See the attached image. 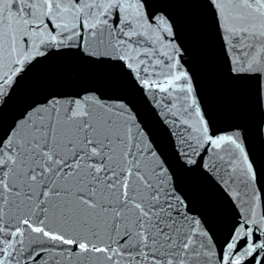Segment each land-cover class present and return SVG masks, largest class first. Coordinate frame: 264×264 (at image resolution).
<instances>
[{
    "label": "snow or ice",
    "instance_id": "1",
    "mask_svg": "<svg viewBox=\"0 0 264 264\" xmlns=\"http://www.w3.org/2000/svg\"><path fill=\"white\" fill-rule=\"evenodd\" d=\"M178 4L197 6L254 125H219ZM68 58L111 77L69 83ZM254 139L264 149V0H0V264H264Z\"/></svg>",
    "mask_w": 264,
    "mask_h": 264
},
{
    "label": "water",
    "instance_id": "2",
    "mask_svg": "<svg viewBox=\"0 0 264 264\" xmlns=\"http://www.w3.org/2000/svg\"><path fill=\"white\" fill-rule=\"evenodd\" d=\"M170 10L182 21L184 38L189 43L193 53V70L206 102L219 115V125L221 127L227 126L226 113L232 118L246 120L250 126L254 125L257 117L248 108L246 92L243 87L231 85L223 79L222 69L215 58L213 38L198 24L199 12L197 6L178 4L172 5ZM60 67L64 70L65 80L69 83L72 82L73 71L79 72L80 82L82 83L104 82L111 77V73L107 69L80 65L71 58L61 61ZM138 107L142 119L150 128L160 150L165 155L170 156L172 146L165 129L156 122L155 116L146 106L141 104ZM18 108L19 104L17 103L6 109L5 124L11 122ZM253 148L258 165L264 164V149L260 147L259 142L255 139L253 140ZM186 185L197 196H203L206 200L214 199V192L200 177L189 178ZM220 230L223 231V225L220 226Z\"/></svg>",
    "mask_w": 264,
    "mask_h": 264
}]
</instances>
